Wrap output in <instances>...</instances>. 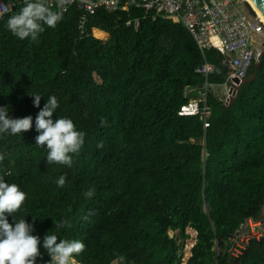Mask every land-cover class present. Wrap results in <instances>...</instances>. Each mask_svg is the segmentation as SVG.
I'll return each instance as SVG.
<instances>
[{"label": "trees", "instance_id": "trees-1", "mask_svg": "<svg viewBox=\"0 0 264 264\" xmlns=\"http://www.w3.org/2000/svg\"><path fill=\"white\" fill-rule=\"evenodd\" d=\"M0 1L14 6L0 20V107L11 118L33 117L31 130L0 136V175L11 172L5 181L27 194L17 215L30 224L37 218L33 234L44 262L50 257L43 237L51 231L84 242L76 264H131L137 253L141 264H180L192 229L197 238L188 264H264V244L241 260L228 252L247 221L264 226V57L230 105L212 91L202 103L205 84H228L230 70L209 50L205 59L215 72L208 79L198 73L204 57L182 25L138 8L101 10L82 38L72 23L81 13L70 11L36 41L19 40L6 25L23 0ZM94 29L107 36H91ZM51 95L59 104L53 119L70 118L86 134L71 168L47 165L46 146L35 145V118ZM193 102L201 113L180 116ZM65 174L59 188L55 181ZM92 188L95 195L86 198ZM62 219L72 226L56 232L53 220ZM176 232L179 238H170Z\"/></svg>", "mask_w": 264, "mask_h": 264}, {"label": "clouds", "instance_id": "clouds-1", "mask_svg": "<svg viewBox=\"0 0 264 264\" xmlns=\"http://www.w3.org/2000/svg\"><path fill=\"white\" fill-rule=\"evenodd\" d=\"M69 2L70 0H56L54 8L50 0H23L24 6L9 17L6 26L19 40L36 41L39 34L45 30V26L55 28L62 21L60 9ZM8 11V5L0 3V16ZM30 96L33 98L34 106L40 108L42 96L38 93ZM58 108L57 97L49 96L35 118V128L38 133L35 137V145L46 146L47 165L57 164L71 168L73 156L78 155L85 144L86 134L77 130L70 118L53 119ZM106 124V119L101 118V126ZM32 127L33 117L11 118L8 107H0V136L4 134L15 136L31 130ZM103 147L102 141L97 144L98 149ZM5 175H11V172L0 175V264H37L38 258L42 264H76L75 256L85 250L84 242L79 239L59 238L51 231L43 237L42 243L50 260L43 261L40 252L41 239L33 234L37 218L31 215L33 222L30 224L25 217L17 215L26 201L27 194L16 183L6 182ZM67 179L66 174L60 175L55 183L59 188H64ZM84 195L91 199L95 195V188L86 191ZM8 216L13 217V223L9 222ZM84 219L87 220L88 216ZM53 221L56 232L72 226L68 219ZM118 260L123 262L125 257L119 255ZM112 264H117V260H113Z\"/></svg>", "mask_w": 264, "mask_h": 264}, {"label": "built area", "instance_id": "built-area-1", "mask_svg": "<svg viewBox=\"0 0 264 264\" xmlns=\"http://www.w3.org/2000/svg\"><path fill=\"white\" fill-rule=\"evenodd\" d=\"M77 1L79 4L72 9L70 2ZM70 2L60 11L67 14L70 11L81 13L80 17H72L78 23V31L82 37H86L90 16H94L98 11L104 10L113 13L119 9H129L135 7L143 10L145 17L154 13L160 17L171 20L182 25L193 37L197 46L202 52L204 63L197 72L208 79L214 74L215 68L206 59L204 52L214 50L226 59V65L230 70L228 84L221 86L228 89L227 98L230 99V89L238 88L235 81L240 84L248 79L250 70L259 62L262 53L259 47H264V23L258 16L248 14L244 10L247 3L244 0H70ZM0 3H4L0 1ZM6 4V3H4ZM53 7L56 0H50ZM9 11L14 6L7 4ZM130 5L129 7H126ZM248 7V6H247ZM250 10V9H249ZM9 11L0 20L9 14ZM131 23L128 24V26ZM136 29L139 21H135ZM95 35V30L91 36ZM213 87L205 84L203 92L198 93L200 102L205 103L207 95ZM206 109L202 112L206 117ZM201 113L199 103L193 102L181 108L180 116H197ZM210 124L207 122L205 127ZM252 221H247L249 233L239 241L229 243V254L235 259H239L244 251L242 244L252 239L260 240L263 234L257 227L251 225ZM260 238V239H259Z\"/></svg>", "mask_w": 264, "mask_h": 264}, {"label": "rangeland", "instance_id": "rangeland-1", "mask_svg": "<svg viewBox=\"0 0 264 264\" xmlns=\"http://www.w3.org/2000/svg\"><path fill=\"white\" fill-rule=\"evenodd\" d=\"M70 8L69 9H72V8H74L75 6H77L78 4H79V2H77V1H71L70 3ZM130 5H128V6H126V7H129ZM248 6V7H247ZM131 8H135V7H131ZM250 9V10H249ZM244 10H245V12L246 13H248V14H251L250 12H251V10H252V8L248 5V4H246V5H244ZM61 11L62 12H66V11H63L62 9H61ZM13 13V10L11 11H9V14L8 15H10V14H12ZM252 13H254V16H257L256 14H255V12L252 10ZM63 14V13H62ZM7 15H5L2 19H4L5 17H6ZM1 19V20H2ZM72 23L76 26V28H77V30H78V23H77V21H75V20H73V18H72ZM105 36H106V34L105 33H102V34H100V33H96V37H98V39H100V40H102V39H104L105 38ZM82 37V36H81ZM83 38V37H82ZM259 53L261 54H263V52H264V47H259ZM257 64V63H256ZM213 88H215V87H213ZM220 91L218 92L219 93V96H220V98L222 99V100H225V102L227 103L228 101H229V99L227 98V94H229V91H228V89H225L224 87H222V89H220V88H218ZM237 90H238V88H236ZM218 116H220V114L218 115ZM252 221V223H251V225L253 226V227H257L259 230H260V233L261 234H263V236L262 237H264V226L261 224V223H257V222H254L253 220H251ZM249 231H250V226H249V228L247 227V225H245V226H243L242 227V229L239 231V232H237L236 234H235V236H233L230 240H229V243L231 244V241H233V243L235 242V241H239L240 239H242L243 237H245L248 233H249ZM187 234L188 235H190V240H188L187 242H186V244H185V246H184V249H183V251H182V255H181V263L180 264H188V260L190 259V257H191V250L190 251H188L189 250V248L191 247V244L193 243H195V238H194V231L192 230V229H188L187 231ZM169 236H170V238H173V239H178L179 238V232H176V233H169ZM261 237V238H262ZM260 239V238H259ZM181 241L180 240H178V244L179 245H181ZM249 243V242H248ZM248 243H247V241H244L243 242V244H242V247H243V249L245 250L246 249V247H247V245H248ZM159 247H162V243H158L157 244ZM161 252L162 251H157V255H159V254H161ZM160 258H163L162 256H159ZM143 258H144V256H143V253H137L133 258H132V260H131V264H141L142 263V261H143Z\"/></svg>", "mask_w": 264, "mask_h": 264}, {"label": "water", "instance_id": "water-1", "mask_svg": "<svg viewBox=\"0 0 264 264\" xmlns=\"http://www.w3.org/2000/svg\"><path fill=\"white\" fill-rule=\"evenodd\" d=\"M252 1L256 5V7L260 10L261 14L264 16V0H252ZM263 57H264V52L261 55V58H260L259 62L253 67L254 68L253 75L249 79L245 80L244 83L246 81H252V80H254L256 78V76L258 74V70H259V68H260V66H261V64L263 62ZM235 82H236V85L241 86L239 81H235ZM244 83H242V84H244ZM237 94H238V90L236 88H231L230 89V99L227 102V105L231 104L232 100L237 96ZM263 244H264V237H262L260 240H257V239L250 240L248 245H247V247H246V249L243 251L241 257L238 260L244 259L249 254L251 249H253L255 247H258V246H261Z\"/></svg>", "mask_w": 264, "mask_h": 264}, {"label": "bare ground", "instance_id": "bare-ground-1", "mask_svg": "<svg viewBox=\"0 0 264 264\" xmlns=\"http://www.w3.org/2000/svg\"><path fill=\"white\" fill-rule=\"evenodd\" d=\"M251 8L252 10L255 12V14L262 20V22L264 23V16L261 14L260 10L256 7V5L254 4V2L252 0H244ZM217 113V112H216ZM194 238L196 239L197 234L194 232ZM196 244V240L195 243L191 244V247L189 248L188 251H190L194 245Z\"/></svg>", "mask_w": 264, "mask_h": 264}, {"label": "crops", "instance_id": "crops-1", "mask_svg": "<svg viewBox=\"0 0 264 264\" xmlns=\"http://www.w3.org/2000/svg\"><path fill=\"white\" fill-rule=\"evenodd\" d=\"M55 8V7H54ZM95 30V29H94ZM100 33L99 31H97V30H95V35H96V33ZM100 34H102V33H100ZM96 37V36H95ZM96 38H98V37H96ZM218 88H220V89H222V87H215V88H213L212 89V92L217 96V97H219L220 98V96H219V89ZM217 112V113H216ZM221 113V111L220 110H216L215 112H214V118H217V116L219 115ZM196 238H197V236H196ZM191 258V257H190ZM189 261V260H188Z\"/></svg>", "mask_w": 264, "mask_h": 264}]
</instances>
